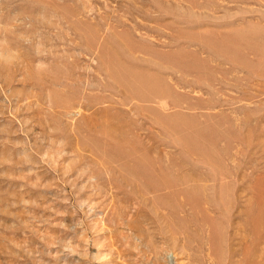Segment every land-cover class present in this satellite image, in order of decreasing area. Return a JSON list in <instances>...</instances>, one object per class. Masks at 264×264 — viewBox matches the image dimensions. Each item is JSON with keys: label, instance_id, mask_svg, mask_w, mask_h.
<instances>
[{"label": "rangeland", "instance_id": "374dc122", "mask_svg": "<svg viewBox=\"0 0 264 264\" xmlns=\"http://www.w3.org/2000/svg\"><path fill=\"white\" fill-rule=\"evenodd\" d=\"M0 264H264V0H0Z\"/></svg>", "mask_w": 264, "mask_h": 264}]
</instances>
